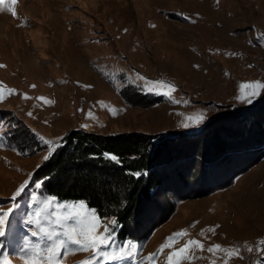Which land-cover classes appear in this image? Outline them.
I'll list each match as a JSON object with an SVG mask.
<instances>
[{
	"label": "rangeland",
	"instance_id": "374dc122",
	"mask_svg": "<svg viewBox=\"0 0 264 264\" xmlns=\"http://www.w3.org/2000/svg\"><path fill=\"white\" fill-rule=\"evenodd\" d=\"M256 81L264 83V0H5L0 212L11 211L0 259L25 264V239L30 249L37 243L48 247L43 236H31L39 229L28 221L55 197L44 193L34 171L68 131L140 134L156 141L169 132L191 134L234 112L230 106L254 104L264 89L251 102L237 97L246 95L241 85ZM223 117L236 123L233 116ZM249 119L241 132L261 126L264 111ZM178 148L155 167L162 183L141 213L140 238L120 239L113 218L96 214L94 235L100 241L108 235V246L82 251L69 244L58 264H169L168 256L188 240L204 248L190 245L183 264H264V154L246 156L235 146L225 156L212 155L208 145ZM75 202L81 200H54ZM84 205L75 211L91 219L93 209ZM42 226L55 227L50 220ZM182 231L187 235L168 240ZM166 243L172 246L161 251ZM214 245L221 249L209 252Z\"/></svg>",
	"mask_w": 264,
	"mask_h": 264
},
{
	"label": "trees",
	"instance_id": "16d2710c",
	"mask_svg": "<svg viewBox=\"0 0 264 264\" xmlns=\"http://www.w3.org/2000/svg\"><path fill=\"white\" fill-rule=\"evenodd\" d=\"M230 107L234 112L210 119L194 133L169 132L157 141L155 136L148 135L70 130L34 171V178L40 181L45 194L59 200L84 201L98 217L113 218L119 226L120 239L140 238L137 228L142 222L141 213L162 183L155 167L170 160L177 147L185 151L208 145L215 156H225L234 146L246 156L264 154V122L257 124L254 131L247 126L241 132L242 125L248 124L253 114L264 111V93L250 106ZM223 116L235 117L236 123H224ZM193 136L197 138L192 139ZM249 141L254 144L248 146ZM106 153L115 155L118 162L106 158ZM171 212L172 209L168 210L163 222ZM151 226L155 227L149 225L146 229Z\"/></svg>",
	"mask_w": 264,
	"mask_h": 264
},
{
	"label": "snow or ice",
	"instance_id": "6c2138e0",
	"mask_svg": "<svg viewBox=\"0 0 264 264\" xmlns=\"http://www.w3.org/2000/svg\"><path fill=\"white\" fill-rule=\"evenodd\" d=\"M12 5L17 3V0H10ZM5 0H0V5H3ZM12 15L15 16L16 12L14 9H9ZM154 84L158 86H162L170 91L175 90V86L171 84H167L164 81H154ZM32 87H35L33 85ZM241 88L244 90L246 95L238 96V99H244L247 102H251V98L255 95L259 94L260 89H264V83L259 81L249 82L247 85H241ZM14 91V90H13ZM27 98V97H26ZM2 99V97H0ZM38 99H45L43 97H38ZM115 114V113H113ZM31 115V113H29ZM91 116V112L88 114ZM202 119V117H201ZM187 126V125H185ZM2 147V146H0ZM106 158H109L113 161H117L118 159L115 155L105 154ZM23 187V186H21ZM55 198L46 199L39 208H37L35 212V219L29 220L28 223L35 224L39 231H32L31 236L40 238H46L50 243L47 248H42L38 243L33 245L31 249L29 248L30 242L25 239L24 245L21 247L20 251L26 253L27 255L21 257L24 259L25 264H58V257L60 256L61 251L67 250V245L74 244L79 246V249L82 251L89 250H99L100 247L108 246L106 241H108L109 236L105 235L104 241H100L94 233L97 229V224L94 222L96 220L95 210H89V216H84L82 219L80 218V213L76 212L75 209L84 208V202H75L72 205L67 203L65 204H55ZM71 209V210H70ZM9 211L0 212V237L5 236V228H6V219L9 215ZM50 220V222L55 226L52 230L45 229L42 226V221ZM73 221H77L76 224L73 225ZM116 221L113 220L112 223ZM55 228L63 229V232H57ZM214 231V229H211ZM58 235H63L64 239L56 240L54 239ZM110 235V234H109ZM187 235L186 231H182L181 233H176L172 237H169L168 240L175 243L182 236ZM198 247L200 250H203L204 246L202 243L196 240H188L183 247H180L175 250L174 253L168 256L169 264H183V255L186 251H190L189 246ZM171 244H164L161 246V251L165 247H171ZM213 248L219 250L221 249L220 245H214L207 250L209 252L213 251ZM233 252L238 254V249H233ZM30 253V254H29ZM151 255L149 257V261L151 260ZM176 257L175 259L173 257ZM0 264H10V261L7 258L0 259ZM81 264H87L86 261H82Z\"/></svg>",
	"mask_w": 264,
	"mask_h": 264
},
{
	"label": "bare ground",
	"instance_id": "6f19581e",
	"mask_svg": "<svg viewBox=\"0 0 264 264\" xmlns=\"http://www.w3.org/2000/svg\"><path fill=\"white\" fill-rule=\"evenodd\" d=\"M198 188V187H197ZM195 189V188H194Z\"/></svg>",
	"mask_w": 264,
	"mask_h": 264
}]
</instances>
